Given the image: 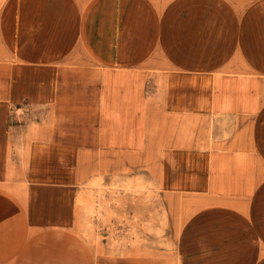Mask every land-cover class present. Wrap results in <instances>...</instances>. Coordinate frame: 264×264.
Wrapping results in <instances>:
<instances>
[{
  "label": "crops",
  "instance_id": "crops-1",
  "mask_svg": "<svg viewBox=\"0 0 264 264\" xmlns=\"http://www.w3.org/2000/svg\"><path fill=\"white\" fill-rule=\"evenodd\" d=\"M113 177L187 211L119 264H264V0H0V264H105Z\"/></svg>",
  "mask_w": 264,
  "mask_h": 264
},
{
  "label": "rangeland",
  "instance_id": "rangeland-1",
  "mask_svg": "<svg viewBox=\"0 0 264 264\" xmlns=\"http://www.w3.org/2000/svg\"><path fill=\"white\" fill-rule=\"evenodd\" d=\"M133 185L129 183L128 187H123L120 179L113 177L110 194H105L103 181L95 186L93 208L85 210L84 221L76 227L74 235L96 262L107 264L105 261L111 260L112 264H119L120 254H127L121 253L122 249L141 250L147 263L158 259L172 260V257L161 256L160 253L175 252L176 231L181 226L178 223L181 221L180 214L185 215L187 211L176 208L174 215L177 216V223L169 225L171 214L163 206L168 199L181 202L185 199L179 196L167 199L165 194L135 192L136 186ZM107 199L111 207L105 210ZM158 202L160 208H151ZM136 203L143 205V209L137 211ZM179 260L176 255L175 264H179ZM263 261L264 258L261 263Z\"/></svg>",
  "mask_w": 264,
  "mask_h": 264
}]
</instances>
